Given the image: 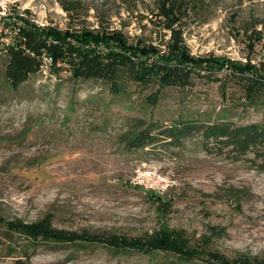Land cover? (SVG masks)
<instances>
[{
  "label": "rangeland",
  "instance_id": "1",
  "mask_svg": "<svg viewBox=\"0 0 264 264\" xmlns=\"http://www.w3.org/2000/svg\"><path fill=\"white\" fill-rule=\"evenodd\" d=\"M158 1L0 0V9L9 10L11 27L26 18L63 30L117 29L131 42L165 49L171 32ZM180 26L193 54L264 72V0H190ZM8 60L0 50V224L48 219L53 228L103 238L164 234L196 255L118 253L105 244L45 243L16 232L0 233V264H217L210 252L264 264V171L208 153L197 134L176 141L162 132L179 119L221 120L223 111L239 124L264 122V103L246 100L242 79L226 68L222 81L195 77L164 88L153 103L156 84L123 77L114 90L103 79H74L69 67L42 66L13 87ZM156 121L159 141L129 144L130 134ZM154 171L167 189L149 188L146 175Z\"/></svg>",
  "mask_w": 264,
  "mask_h": 264
},
{
  "label": "trees",
  "instance_id": "2",
  "mask_svg": "<svg viewBox=\"0 0 264 264\" xmlns=\"http://www.w3.org/2000/svg\"><path fill=\"white\" fill-rule=\"evenodd\" d=\"M187 4V6H186ZM158 14L164 18L165 28L171 37L165 49L154 43L131 42L117 29L95 30L82 27L78 30L59 29L54 26L42 27L26 18L19 30L11 27L13 36L9 41L0 40V50L6 51L9 60L6 77L13 87H18L43 66V56L52 58L50 69L60 71L69 67L74 79H103L114 90L121 89L123 77L138 85L156 84L157 89L148 96L155 103L162 90L169 86L184 87L195 77L222 81L219 75L224 69L242 79L245 98L249 103H264V72L251 63H242L214 54L195 55L185 42L180 20L190 8V0H159ZM189 7V8H188ZM221 120L179 119L165 129L163 134L173 136L174 140L189 135L202 138L204 150L231 158L244 160L258 170L264 171V122L236 123L228 119L223 111ZM139 126L146 124L139 119ZM158 121L132 133L128 142L133 147L144 148L159 141L160 135L152 133ZM0 224V233L11 237L20 233L32 241L55 243H78L83 245L105 244L118 253L135 251L152 254L157 252L174 253L192 260L196 251L166 236L158 235L147 239L118 235L101 237L88 232H75L53 228L49 220L25 223L5 221ZM2 227L4 229H2ZM210 260L217 264H257L250 260H229L218 252H210Z\"/></svg>",
  "mask_w": 264,
  "mask_h": 264
},
{
  "label": "built area",
  "instance_id": "3",
  "mask_svg": "<svg viewBox=\"0 0 264 264\" xmlns=\"http://www.w3.org/2000/svg\"><path fill=\"white\" fill-rule=\"evenodd\" d=\"M3 5H5V3H3ZM4 7V6H3ZM7 12H5V9L1 10L0 9V36L1 34L3 35H9V33H11V31H14V30H11V25L12 22H8L6 23L7 19H9V16L7 15ZM16 26H15V29L16 30H19L20 27L22 26V24L24 23V21L22 19L16 21ZM15 25V24H14ZM13 33V32H12ZM8 38V41L12 38V37H7ZM7 38L5 40H7ZM52 63V58L49 56V55H44L43 56V66H50V64ZM146 178L147 180H151L152 183H151V187L149 188H152V189H160V191H163L164 189H167L170 185L169 182H165V177H163L161 174L157 173V172H150L146 175Z\"/></svg>",
  "mask_w": 264,
  "mask_h": 264
}]
</instances>
